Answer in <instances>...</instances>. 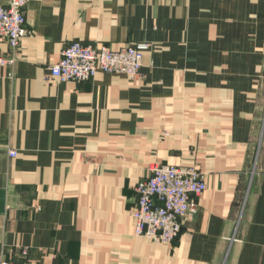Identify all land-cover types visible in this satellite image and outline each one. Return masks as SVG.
Listing matches in <instances>:
<instances>
[{
    "label": "crops",
    "instance_id": "obj_1",
    "mask_svg": "<svg viewBox=\"0 0 264 264\" xmlns=\"http://www.w3.org/2000/svg\"><path fill=\"white\" fill-rule=\"evenodd\" d=\"M25 15L0 75V259L264 264V0H31ZM73 41L152 46L137 79H49ZM152 163L208 183L171 244L135 233Z\"/></svg>",
    "mask_w": 264,
    "mask_h": 264
},
{
    "label": "built area",
    "instance_id": "obj_2",
    "mask_svg": "<svg viewBox=\"0 0 264 264\" xmlns=\"http://www.w3.org/2000/svg\"><path fill=\"white\" fill-rule=\"evenodd\" d=\"M31 0H0V36L8 41L10 53L0 52V75L15 64L16 51L27 34L25 9ZM151 43H132L114 49L106 44L73 41L50 66L49 79L59 82L85 81L100 72L120 74L131 79L141 75L145 52ZM9 154L16 157L18 152ZM150 175L136 187L138 202L133 210L135 233L148 241L171 244L186 221L199 211L198 199L207 190L205 174L193 164L152 163ZM27 253V251H25ZM0 264H29L0 259Z\"/></svg>",
    "mask_w": 264,
    "mask_h": 264
}]
</instances>
